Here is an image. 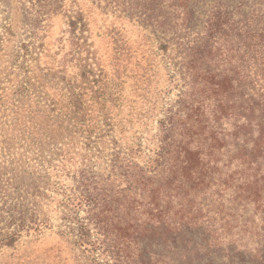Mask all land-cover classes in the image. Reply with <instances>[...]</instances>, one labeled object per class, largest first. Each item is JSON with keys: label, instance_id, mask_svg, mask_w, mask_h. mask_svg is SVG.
<instances>
[{"label": "trees", "instance_id": "trees-1", "mask_svg": "<svg viewBox=\"0 0 264 264\" xmlns=\"http://www.w3.org/2000/svg\"><path fill=\"white\" fill-rule=\"evenodd\" d=\"M0 2L1 50L15 0ZM18 2L0 248L55 219L82 264H264V0H93L141 29L112 27L106 55L83 8Z\"/></svg>", "mask_w": 264, "mask_h": 264}, {"label": "rangeland", "instance_id": "rangeland-1", "mask_svg": "<svg viewBox=\"0 0 264 264\" xmlns=\"http://www.w3.org/2000/svg\"><path fill=\"white\" fill-rule=\"evenodd\" d=\"M15 0L10 12V25L13 35L8 36L5 46L0 50V70L2 77L9 68V60L20 40L29 28L30 16L21 9V3ZM69 9L83 8L89 17L92 39L99 54L106 55L110 51L109 37L106 34L112 27L122 26L124 32L133 41L139 37L140 28L132 21L116 18L110 11H103L93 0H65ZM6 10L0 2V39L5 36L4 25ZM67 19L62 15L55 17L51 23L46 42L52 48V53L58 52L56 61H59L69 50ZM64 47V48H63ZM104 57V56H103ZM78 71L74 63H68L67 74L72 75ZM8 82H0V139L3 138V123L12 115L7 108L9 100ZM10 107V106H9ZM55 225L44 229L39 235L23 236L15 245L0 248V264H82L80 251L76 249L71 240L59 233L57 220Z\"/></svg>", "mask_w": 264, "mask_h": 264}]
</instances>
